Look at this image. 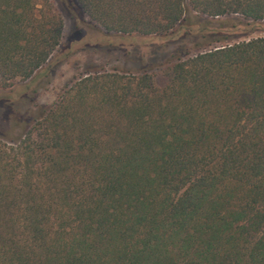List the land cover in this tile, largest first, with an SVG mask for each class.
Instances as JSON below:
<instances>
[{
  "label": "trees",
  "instance_id": "16d2710c",
  "mask_svg": "<svg viewBox=\"0 0 264 264\" xmlns=\"http://www.w3.org/2000/svg\"><path fill=\"white\" fill-rule=\"evenodd\" d=\"M105 32L216 33L264 0H74ZM47 0H0V87L61 36ZM211 29L212 31H209ZM150 71L84 73L0 139V264H264V36Z\"/></svg>",
  "mask_w": 264,
  "mask_h": 264
},
{
  "label": "rangeland",
  "instance_id": "374dc122",
  "mask_svg": "<svg viewBox=\"0 0 264 264\" xmlns=\"http://www.w3.org/2000/svg\"><path fill=\"white\" fill-rule=\"evenodd\" d=\"M47 1L62 19L59 43L48 62L30 78L0 87L1 140L17 137L42 109L52 106L61 92L84 73L144 70L153 72L159 84L162 78L158 70L163 64L217 44L215 36L229 41L264 36V20L252 22L236 15L207 18L225 23L216 33L195 32L193 23L204 18H194L189 11L166 35L105 32L88 21L74 0Z\"/></svg>",
  "mask_w": 264,
  "mask_h": 264
}]
</instances>
